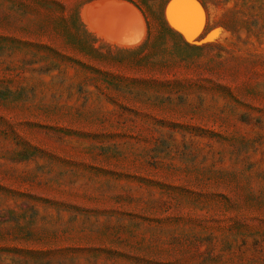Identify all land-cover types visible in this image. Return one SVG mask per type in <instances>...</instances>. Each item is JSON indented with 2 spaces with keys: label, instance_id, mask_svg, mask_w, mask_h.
Returning a JSON list of instances; mask_svg holds the SVG:
<instances>
[{
  "label": "rangeland",
  "instance_id": "rangeland-1",
  "mask_svg": "<svg viewBox=\"0 0 264 264\" xmlns=\"http://www.w3.org/2000/svg\"><path fill=\"white\" fill-rule=\"evenodd\" d=\"M174 1L0 0V264H264V0Z\"/></svg>",
  "mask_w": 264,
  "mask_h": 264
},
{
  "label": "water",
  "instance_id": "water-1",
  "mask_svg": "<svg viewBox=\"0 0 264 264\" xmlns=\"http://www.w3.org/2000/svg\"><path fill=\"white\" fill-rule=\"evenodd\" d=\"M171 0H167L166 5ZM179 0H175L172 4L169 14L167 15V23L169 25H174L176 27H184V23H188L190 20L193 21L194 16L191 15L190 12L181 4L178 2ZM198 7H202L199 0H193ZM165 5V6H166Z\"/></svg>",
  "mask_w": 264,
  "mask_h": 264
},
{
  "label": "trees",
  "instance_id": "trees-1",
  "mask_svg": "<svg viewBox=\"0 0 264 264\" xmlns=\"http://www.w3.org/2000/svg\"><path fill=\"white\" fill-rule=\"evenodd\" d=\"M200 1H201V3H203L202 0H200ZM139 46H140V45H139ZM139 46H137V47H133V48H138Z\"/></svg>",
  "mask_w": 264,
  "mask_h": 264
},
{
  "label": "bare ground",
  "instance_id": "bare-ground-1",
  "mask_svg": "<svg viewBox=\"0 0 264 264\" xmlns=\"http://www.w3.org/2000/svg\"><path fill=\"white\" fill-rule=\"evenodd\" d=\"M191 9H192V8H191ZM114 11H115V10H114ZM194 29H195V27H194ZM126 38H127V37H126ZM125 40H127V39H125ZM128 40H129V39H128ZM128 40H127V41H128Z\"/></svg>",
  "mask_w": 264,
  "mask_h": 264
}]
</instances>
